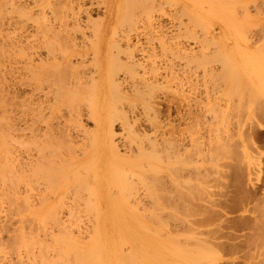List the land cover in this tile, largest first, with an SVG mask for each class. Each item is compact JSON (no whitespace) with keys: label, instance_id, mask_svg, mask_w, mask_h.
I'll return each mask as SVG.
<instances>
[{"label":"rangeland","instance_id":"rangeland-1","mask_svg":"<svg viewBox=\"0 0 264 264\" xmlns=\"http://www.w3.org/2000/svg\"><path fill=\"white\" fill-rule=\"evenodd\" d=\"M143 1L135 0L131 3L132 6L130 8V10L133 8L130 12L132 14L135 12L136 14L134 13L133 15L138 18L137 34L132 35L134 45L133 58L136 60V65L134 64V66L137 69L136 71H138L136 79L129 78L125 74L126 72L121 70L119 71L121 97L118 96L120 95L119 92L118 94L116 91L113 92L106 88L101 97L99 95L100 99H98L97 95H93L95 93L93 90L88 92L89 89H85L78 98L71 96L62 97L57 105L58 107L56 106V109L52 110V112L47 108L48 105L52 104V101L50 103L49 97H46L50 86L52 87L54 84L56 90L53 87L50 90H52L51 92H56L58 95L63 94L62 92H65L66 88L55 79L52 85L47 86L44 83L41 89H35L37 87H35L32 81L30 72L26 71L29 68L26 67L24 59L28 56L16 54L19 46L15 45L14 41H16L15 36L18 35L19 31L14 30L13 26H8L7 24L1 26L0 46L2 45L1 48L3 50L0 48V53L2 52L0 54V264H11V262L12 264H48V262L50 264H79L80 262L77 263L78 260L75 259L76 256H78L77 258L80 257V259L81 257L83 259L90 257L88 261L81 260L83 261L81 264H91L96 262L94 260H97V255L93 254L92 250L98 244L97 248L100 249L99 251L97 249L95 251H97L96 253H100L98 255L104 258L106 264H124L123 262L126 261V264L128 262L132 264L134 261L137 263L133 264H194L192 262L195 258L198 260L199 257L197 256H201V259H199L203 262H200L201 264H264V0H154L153 4L156 7L154 10L152 9V13L149 16H146L148 15L146 9L143 11L146 0ZM69 2L74 8L73 11H76L78 9V0H69ZM87 5L83 8H86ZM96 8L91 7L90 10H93L92 12L90 11L91 17L101 18L103 16L102 8ZM185 9L196 14L201 23L197 25V22L195 23L191 18L189 19L190 14H186ZM37 10L38 12L40 11L36 7L32 9L35 13H37ZM67 11L71 10L67 9ZM3 13H0L1 16H3ZM11 15L15 16L12 13ZM83 16L82 19L85 18V15ZM29 27L28 29L30 30ZM201 28L203 31H201ZM31 29L33 30V27ZM32 30L30 32H33ZM124 30H120V33L124 32ZM187 30L188 32H186ZM26 33L24 32L23 34ZM86 33L89 34L88 29H86ZM4 34L8 37L5 38ZM80 34V32L77 33L78 36ZM161 38L162 40H160ZM125 40L123 38L121 41L124 46L127 41ZM25 41L21 43L27 46L26 44L28 43H25ZM13 50L16 51L14 52ZM6 51L7 53H5ZM141 53L143 54L141 55ZM225 53L228 54V57H224L226 56ZM150 55L153 56L151 57ZM42 56L44 55L42 54ZM124 57L122 56L123 59ZM190 57L191 59H189ZM134 59L133 61L135 62ZM33 61L34 65L40 63L38 57H35ZM199 62L200 65H198ZM223 63L225 64L223 65ZM230 63L232 66H230ZM67 71L70 72V70ZM88 72L87 70L86 73ZM140 77L142 78L141 82ZM143 77L145 78L143 79ZM25 82L26 84H24ZM146 84L151 88L147 87ZM149 88L151 90H148ZM43 89H47L48 91L45 90L46 92L43 94ZM32 90H36L37 92H33ZM51 92L48 95L50 97L53 95ZM141 95L147 98H143ZM148 96H152V98L149 99L150 97ZM12 97L13 100L11 99ZM99 100L102 102L104 108L102 111L107 109L106 114H109L108 117L113 119L112 131L115 134L114 142L118 146V153L122 157H128L133 162L135 161L134 163L136 164L134 167L131 166V168L130 165L119 166L115 164L121 171V167L124 170L126 168L131 169L126 172V174H129H127L129 178L125 179V183L122 180L118 179L117 181L114 180L115 178L113 179V175L116 177L119 172L122 173L120 170L117 171L118 169L113 164L106 166V169H102L99 174H96L90 165L92 172L87 167L89 171L86 173L87 165L85 166V164L88 163V160L90 161L89 158L88 160L86 159L87 162L86 160L82 162L85 167V169L83 168L85 172H83L84 175L82 177L88 175L93 180L90 181L88 176H86L83 180L87 181L88 178L87 184V182L82 180L80 174H77V181L75 183L80 181L81 185L79 184L80 182H78V185L74 183L75 188L72 184H63L65 185L63 186L59 180L51 181L48 178L46 181L50 180L54 185L53 183L49 184L50 181H45L46 183L43 184L41 180L42 178L43 180L45 179V173L42 171L39 172L40 174L38 172L30 174L27 181L18 176L16 178L11 173L14 178L12 177L9 173L11 172L9 171L11 159L13 158L16 162L14 164H17V168L21 167L22 170H25L24 165L27 164L31 156L40 155L41 151H39V154H36L37 151L35 152L40 145L43 146L44 150L46 149L45 152H47L45 154L48 156V159L50 156V159L46 161L56 159L59 150L67 154L66 146L69 145V142L66 140L67 138L71 140L72 143L70 142V144L74 148H77L75 153L90 146L89 140L86 139L88 136L84 134V130L94 128L93 119H91L88 113H90V108L95 107V111L97 110L96 102ZM150 100H152V103H150ZM26 105L31 107V111L26 109ZM39 105H44L42 111ZM112 105L115 109L111 108L109 110L110 107H113ZM23 106L26 107V110ZM118 109L120 114L114 116L116 113L114 110ZM28 111L31 114H28ZM37 111L42 112L43 118L47 114L48 116H45L47 120L45 118L37 119L38 115L34 117L33 113L37 114ZM121 114H124L128 118V126L131 127L133 124L131 128L129 127L130 130L127 129V121H124ZM31 115L36 119V123L31 122L34 120ZM74 118L77 120L75 121ZM20 119L23 120L20 121ZM26 121H28V124L25 123ZM46 122H51L55 124V127L60 128H58L56 135L58 136L56 138L58 142L55 141L56 143L61 142L62 147L59 144L58 146L62 149L55 146V142H51V137L48 136L49 140L46 138V135V137L44 136L43 132L46 129ZM29 123H32L31 126ZM10 124H14L15 128L13 127L9 133L6 128ZM27 125L30 128L26 127ZM25 128H27L28 132ZM39 128H41L39 130L41 132L38 133L36 129ZM30 129L31 131L35 129L34 132L37 137L41 135L38 138H32ZM4 130L6 133H4ZM132 130H134V134L137 136L132 134ZM61 132L67 136L62 135V138H59L60 134H62ZM148 137L150 141L147 140ZM150 138H153L154 140L152 139V141L155 142L153 143ZM82 139L85 143L82 142ZM140 140L141 142H139ZM146 140L150 145H153V147L151 146L153 149L148 145L149 143ZM49 142H51V145L53 144L52 147H50ZM193 142H196L195 145H193ZM32 144L35 145L33 146ZM174 146H176V151L173 149ZM6 148L9 154H12L10 160L6 157L8 153ZM33 148L36 149L34 150ZM54 148L58 149L54 150ZM79 149L80 151H78ZM136 150H139V155ZM153 150L154 152L152 153ZM172 150L174 151L172 152ZM180 150L182 151L180 152ZM166 151L171 153L169 154ZM177 151L180 153L179 157L181 160L175 159V155L172 154L177 153ZM52 152L54 156L51 155ZM70 152L73 153L69 150V155L73 156L74 153L70 154ZM214 153L215 155H212ZM176 155L178 156V153ZM51 157L53 160H51ZM5 159H7L8 163ZM90 162L93 163L92 161ZM127 163H131V161ZM131 164L133 165V163ZM169 166L176 167L175 171L178 167L183 170L175 172ZM111 168L113 169L111 170ZM82 171H80L81 174ZM42 173L43 177H40L41 180L39 181L38 176H41ZM135 173L142 175L143 178ZM157 175L160 176L158 177ZM144 176L146 177L144 178ZM13 181L16 183L14 182L13 184ZM115 181L116 183H114ZM177 181L180 182L181 186L179 183H176ZM109 183H111V186H109ZM25 185L27 186L26 188H31V192L28 194H24ZM154 185L156 186L154 187ZM92 187L95 191L94 195ZM131 187L133 188L131 189ZM125 188H129L130 193H126L128 190H123ZM16 189L17 191H15ZM66 190L68 191L66 192ZM18 191L19 193L17 194ZM25 195L28 200L25 198ZM132 195H135V197ZM61 198L64 199L61 200ZM136 198L138 199V203L135 201L137 200ZM18 199L22 200L20 201L22 202L21 205L26 206L25 212L20 211L25 210L23 205L22 208L24 209L19 206L20 203L16 204L17 201L19 202ZM42 203L43 206L41 205ZM44 203L45 205L48 204L47 207H44ZM32 205L34 207H30ZM69 210L72 215L69 214L68 216ZM41 215L42 217H39ZM134 215L135 217H133ZM30 216H33V218ZM34 216L36 217L34 218ZM50 218L52 221L54 220L52 223ZM58 218L62 221L61 223H59L60 220ZM76 218L78 219L77 222L75 221ZM57 219L59 222L56 221ZM95 219L97 223H95ZM64 222L70 226L63 224ZM41 226L42 228L44 227V231ZM18 227L23 232H20V238H24L23 242H26L25 238L27 237V242H24L26 247L23 245V242L19 244L17 240V246L14 244L15 237L20 231L17 230ZM69 227L71 229L69 230L72 231L71 233L68 230ZM92 227H97V231ZM129 227L134 229L131 230ZM92 229L95 230V233H91ZM65 230L67 231L66 234L69 232L68 237L74 233L73 235H76V238L73 236L75 241H72L71 235L69 237L71 240L69 241V238L65 237V234L59 235L62 240L66 239V243L62 245L67 249L70 247L71 249L69 250L74 252L75 254H73L76 256L70 255V252L64 250L66 249L64 247V249L57 247L58 243H63L64 240L62 241L59 238L61 242L57 238L55 241H51L53 239H50L55 233L61 234L60 232H65ZM191 230L193 231L190 232ZM123 231L125 232L124 234L122 233ZM88 232L91 234H88ZM97 232L99 233V238H96ZM128 232L132 236L126 234ZM21 234H26V236H22ZM42 235H45V237H42ZM91 235L92 237H90ZM37 236L41 239H38ZM42 238L46 242L43 243ZM81 238H86L87 241L85 239L80 240ZM91 238H94L95 241L99 239L98 243L94 242V240L92 242ZM32 239L35 240L33 241ZM67 239L70 243H74V247L70 246L73 243H67ZM89 241L95 243L93 244V246L95 245L94 248L91 250L93 253L88 250L93 247L88 246L92 245V243H88ZM39 242L41 243V247H39L40 245L36 246ZM56 242L57 245H54ZM79 242L82 244L87 243V245H82L83 247H88L87 250L82 246L80 247L81 243L78 244ZM28 244H30L31 249L27 247L29 246ZM75 245H77V248ZM38 247L44 248V250L38 249ZM14 248L16 249V253L14 252ZM79 248L85 251H81ZM116 248L117 252L121 255H118ZM26 249H30L33 254L30 253V250ZM62 249L64 252H68L70 258H65L67 253L62 252ZM57 250L60 255L56 254ZM37 251L40 254H37ZM2 252H5V254H2ZM41 252L46 253L42 254ZM62 253H64L63 255L66 254L64 256L65 259L63 256L60 257ZM88 254L89 257L86 256ZM71 256L74 257L75 262L73 258V261L71 260ZM27 257L29 258L27 259L28 261L25 259ZM40 257L43 259H40ZM121 257H125L126 261L123 258L121 260ZM18 258L21 260L19 262L15 261ZM184 259H188L191 263ZM90 261L92 262L89 263ZM194 262H196L195 264H199L197 261Z\"/></svg>","mask_w":264,"mask_h":264},{"label":"bare ground","instance_id":"bare-ground-1","mask_svg":"<svg viewBox=\"0 0 264 264\" xmlns=\"http://www.w3.org/2000/svg\"><path fill=\"white\" fill-rule=\"evenodd\" d=\"M135 0H78V9L76 10V11H73V6L70 4V2H69V0H0V13H2V12H4L2 15L3 16H1V14H0V34H1V30H2V28H1V26H3L4 24H7L8 26H13L14 27V30H18L19 31V33H18V35H16L15 36V40L16 41H14L15 42V45H17V46H19L18 48V50H17V52H16V54H19V55H21V56H26L27 58L26 59H24V61H25V65H26V67H28L27 69L29 70H26L27 72H30V75H31V78H32V81L34 82V85H35V87H37V88H35V89H41L42 88V86H43V84L44 83H46V85L47 86H50V85H52L53 83H54V81H55V79L57 80V82L59 83V84H61L62 86H64V88H66V91L65 92H62L63 94H60V95H58V94H56V92H51L52 90H50L52 87H53V89H55L54 88V84H53V86L51 87L50 86V89H49V91L47 90V89H43L44 91H42L43 92V94H45V92L46 91H48V93H46V97H49V101H50V103H51V101H52V104L51 105H48V109H50V112H52V110H55L56 109V106L59 104V101H60V99L62 98V97H77L78 98V96L79 95H81V92L83 91V90H85V89H89L88 90V92L90 91V90H93L95 93H93V95L95 94V95H97V97H98V99H100V97H101V94L102 93H104V90L107 88V89H110L111 91H113V92H119L120 93V95H118V96H122L121 95V90L119 89V87H120V78H119V71H125L126 73L125 74H127L128 76H129V78H131V79H136V76L138 75V71H136L137 69H135V66H134V64L136 65V60L133 58L134 57V52H133V49H134V45H133V37H132V35H136L137 34V30H138V26H137V19L138 18H136V16L135 15H133L130 11L133 9H131L130 10V8H131V3L132 2H134ZM140 1V0H139ZM143 0H141V2H142ZM153 1L154 0H146V3H145V6H146V8H144L145 6H143V11L146 9V13L148 14V15H146V13H144L146 16H149L151 13H152V9L154 10L155 9V5L153 4ZM144 2V1H143ZM137 3V2H136ZM86 4H88L87 5V7L86 8H83L84 6H86ZM39 8V12H38V10H37V13H35V11H32V9H34V8ZM91 7H93V8H102V11H103V16L101 17V18H92L91 17V14H90V9H91ZM135 7V6H134ZM96 8V9H97ZM67 9L68 10H71V11H67ZM49 10V11H48ZM186 11V14H190V17L188 16V15H186L187 17H189V19L191 18L195 23L197 22V25H199L198 23H201V21H200V19H199V17L196 15V14H194V13H191L188 9H185ZM2 11V12H1ZM6 11H7V13H6ZM93 11V10H92ZM91 11V12H92ZM134 11V10H133ZM132 11V12H133ZM9 12H11L13 15L15 14V16H12L11 15V13H10V15H9ZM67 12H71V13H67ZM142 13V14H143ZM132 16H134V17H132ZM136 14V13H135ZM83 15H85V18L84 19H82V16ZM84 17V16H83ZM146 18V17H145ZM148 19V18H147ZM155 19V18H154ZM146 20V19H145ZM147 21V20H146ZM193 22V23H194ZM70 24H72V25H70ZM181 26H182V24H180ZM29 26H31V27H33V30L31 29V27H29ZM28 27L30 28V30H32L33 32H30V30L28 29ZM29 30V32H27L28 30ZM86 29H88L89 30V34H87L86 33ZM123 29H125L124 30V32H121L120 33V30H123ZM7 31V30H6ZM8 31H10V30H8ZM185 31V30H184ZM201 31H203L202 30V28H201ZM17 32V31H16ZM26 33V34H23V33ZM78 32H80L81 34L78 36L77 35V33ZM186 32H188V30L186 31ZM190 32V31H189ZM6 33V32H5ZM33 33V34H32ZM202 33V32H201ZM185 34V33H184ZM190 34V33H189ZM5 35V34H4ZM11 35V34H10ZM24 36V38H23V36ZM192 36V35H191ZM195 36V35H194ZM6 37H8V36H6L5 35V38ZM193 37V36H192ZM3 38V37H2ZM1 38V39H2ZM11 38V37H10ZM24 40H23V39ZM124 38V40L126 41H124L125 42V46H124V44H122L121 43V41H122V39ZM197 38V37H196ZM4 39V38H3ZM2 39V40H3ZM192 39V38H191ZM27 42H26V41ZM160 40H162V38L160 39ZM202 40H203V38H202ZM25 41V43H28V44H26L27 46H24L21 42H24ZM204 41H206V40H204ZM123 42V43H124ZM213 42V41H212ZM17 43V44H16ZM19 43V44H18ZM198 43V42H197ZM205 43H207V42H205ZM205 43H203V44H205ZM214 44H216V43H214ZM5 45V44H4ZM159 45V44H158ZM163 45V44H162ZM217 45V44H216ZM2 46V45H1ZM1 46H0V48H1ZM7 46V45H6ZM5 46V47H6ZM214 46V45H213ZM205 47V46H204ZM8 48V47H7ZM6 48V49H7ZM180 48V47H179ZM2 49V48H1ZM188 49V48H187ZM3 50V49H2ZM8 50V49H7ZM162 50V49H161ZM14 51V50H13ZM13 51H9V52H13ZM16 51V50H15ZM14 51V52H15ZM224 52V51H223ZM222 52V53H223ZM226 52V51H225ZM2 53V52H1ZM0 53V54H1ZM3 53H4V51H3ZM5 53H7V51L5 52ZM181 53V52H180ZM11 54V53H10ZM15 54V55H16ZM42 54L44 55V56H42ZM143 53H141V55H142ZM184 54V53H183ZM8 55V54H7ZM182 55V54H181ZM225 55L226 56H224V57H228V54L227 53H225ZM6 56V55H5ZM13 56V55H12ZM122 56H125L124 57V59L122 58ZM151 56V55H150ZM153 56V55H152ZM151 56V57H152ZM184 56V55H183ZM35 57H38V61L40 62L39 64H36V65H34L33 64V59L35 58ZM11 58V57H10ZM2 59H4V58H2ZM19 59V58H18ZM37 59V58H36ZM133 59L135 60V62L133 61ZM151 59V58H150ZM189 59H191V57L189 58ZM228 59V58H227ZM6 60H7V57H6ZM5 60V61H6ZM23 60V59H22ZM130 60H132V61H130ZM148 60V59H147ZM23 61V62H24ZM37 61V60H36ZM138 61V60H137ZM133 62V63H132ZM198 62V61H197ZM87 63V64H86ZM139 63V62H138ZM152 63V62H151ZM206 63V62H205ZM152 64H154V63H152ZM225 63H223V65H224ZM19 65V64H18ZM28 65V66H27ZM137 65H139V64H137ZM198 65H200V62H199V64ZM23 66V65H22ZM141 66V65H140ZM143 66V65H142ZM230 66H232L231 65V63H230ZM24 67V66H23ZM81 67V69H79ZM139 67V66H138ZM154 67V66H153ZM136 68H137V66H136ZM143 68V67H142ZM150 68V67H149ZM15 70V69H14ZM17 70V69H16ZM67 70H70V72H68ZM89 71L88 73H86V71ZM152 70V69H151ZM25 71V70H24ZM153 71V70H152ZM66 72H68V74H66ZM145 72V71H144ZM20 73V72H19ZM149 73H150V71H149ZM153 73V72H152ZM154 74V73H153ZM27 77V76H26ZM21 78V77H20ZM29 78V77H28ZM27 78V79H28ZM145 77H143V79H144ZM141 79V80H140ZM140 82L142 81V78L140 77ZM2 80V79H1ZM124 81V80H123ZM136 81H138V80H136ZM26 82H28V81H26ZM26 82L24 83V84H26ZM139 82V81H138ZM154 82V81H153ZM32 83V82H31ZM149 83V82H148ZM147 83V84H148ZM23 84V83H22ZM146 84V86L147 87H150L149 85H147ZM162 84V83H161ZM45 85V86H46ZM132 85V84H131ZM151 85H152V83H151ZM134 86V85H133ZM137 86V85H136ZM144 86V85H143ZM142 86V87H143ZM47 88V87H46ZM136 88V87H135ZM151 88V87H150ZM148 89V90H151V89ZM153 88V87H152ZM155 88V87H154ZM63 89V88H62ZM100 89V90H99ZM138 89V88H137ZM250 89V88H249ZM46 90V91H45ZM56 90V89H55ZM54 90V91H55ZM124 90V89H123ZM139 90V89H138ZM33 91V90H32ZM36 91V90H35ZM35 91H33V92H35ZM251 91V90H250ZM37 92V91H36ZM49 92H51L53 95L50 97V96H48L49 95ZM140 92V91H139ZM142 92V91H141ZM50 93V94H51ZM59 93H61V92H59ZM100 93V94H99ZM117 93H116V95H117ZM118 93V94H119ZM123 93V92H122ZM110 94H111V92H110ZM114 94V93H113ZM142 94H144V93H142ZM11 95V94H10ZM99 95H100V97H99ZM124 95V94H123ZM145 95V94H144ZM144 95H141L142 97L144 96ZM13 96V95H12ZM15 96V95H14ZM125 96V95H124ZM80 97V96H79ZM146 97V96H145ZM145 97H143V98H145ZM148 97H150L149 99H151L152 98V96H148ZM40 98V97H39ZM147 98V97H146ZM12 100H13V97L11 98ZM26 99V98H25ZM48 99V98H47ZM52 99V100H51ZM148 99V100H149ZM196 99V98H195ZM46 100V99H45ZM66 100V99H65ZM48 101V100H47ZM100 101V100H99ZM96 102V104H97V110L95 111V107L94 108H90L89 110H90V113H88L89 115H90V117H91V119H93L92 121L94 122L93 124H94V128L93 129H88V130H84V134H86L87 136H88V138H86L87 140H89V142H90V146H88L87 148H84L83 150H81L80 151V149L78 150V151H80V152H76L75 153V150L77 149V148H74V146H72L71 144H70V142H71V140L69 139V138H67L66 140L69 142V145H67L66 147H67V154H65L64 152H62V151H60L59 150V153L56 155L57 156V158L56 159H52V157H51V160H53V161H46L48 158V156H46V152H45V150H44V148H43V146L42 145H40V146H38V144H37V146H38V148H37V150H35L34 148V150H35V152L37 151V153L36 154H39L40 152L39 151H41V153H40V155H36V156H31V158L27 161V164H25L24 166H25V170L23 169L22 170V168L20 167H18L17 168V164L15 165L14 163H16L14 160H13V158L11 159V161L9 162V165L11 166H9V171H11V172H9L10 174L12 173L13 175H14V177H16V176H18V177H20V178H23L24 180H28L29 179V177H30V174H35V173H37L38 172V174H40L39 172H43V173H45V175H44V180H43V178H42V180L40 179V177H43V173H42V175L41 176H38L39 177V181L41 180V182H43V184L44 183H46V182H49L50 180L51 181H53V180H59V182H61L62 184L61 185H63V184H65V185H69V184H72V186L75 188V184H77L78 185V182H80V181H78L77 183H75L76 181H77V177H76V175L77 174H80V176L82 177L83 175H84V173L83 172H85V167H84V163H82V162H84V160H88V158L90 159V161H92L93 163H91L89 160H88V163H90L89 164V166H88V163L87 164H85V166H86V169H87V167H89L90 168V171L92 170L91 169V166L93 167V170H95V173L96 174H99V172H101V170L102 169H104L106 166H111L112 164L114 165V167H116L115 166V164H118L119 166H124V165H126V166H128V165H130V168H131V166L132 167H134L136 164L133 162V160H130L128 157H122V156H120V154L118 153V146H117V144L114 142V136H115V134L113 133V131H112V129H113V119L112 118H109L108 117V115L109 114H106V110H104V111H102L104 108H103V105H102V102L100 103V102ZM151 102L150 103H152V100H150ZM196 101V100H195ZM246 102V101H245ZM20 103V102H19ZM25 103V102H24ZM26 103H27V101H26ZM41 103V102H40ZM39 103V104H40ZM42 103H45V102H42ZM148 103H149V101H148ZM195 103H197V102H195ZM66 104V103H65ZM241 104V103H240ZM53 105V106H52ZM213 105V104H212ZM216 105V104H215ZM17 106H19V105H17ZM22 106V105H21ZM27 106V105H26ZM39 106H41L40 107V110L42 111L43 110V106L42 105H39ZM113 106V105H112ZM152 106V105H151ZM20 107V106H19ZM18 107V108H19ZM24 107V106H23ZM58 107V106H57ZM117 107V106H116ZM214 107V106H213ZM26 107H24V109H25ZM30 106L28 107L27 106V108L26 109H29L30 110ZM46 108V109H47ZM111 108H114V106L113 107H110V109L109 110H111ZM211 108V107H210ZM216 108H217V106H216ZM16 109V108H15ZM21 109V108H20ZM25 109V110H26ZM45 109V110H46ZM115 109V108H114ZM117 109V108H116ZM113 110V109H112ZM31 111V110H30ZM41 111H37V114H35V113H33V115H34V117L35 116H37L38 115V117H37V119H39V118H43V116H42V112ZM117 111H119V109L118 110H114V112H116L115 114H114V116L117 114H120V111L117 113ZM145 111H146V109H145ZM29 112V111H28ZM49 112V111H48ZM73 112V111H72ZM147 112V111H146ZM214 113V112H213ZM215 113H217V112H215ZM227 113V112H226ZM25 114V113H24ZM28 114H31L30 112L28 113ZM28 114H26V115H28ZM74 114H75V112H74ZM146 114H148V113H146ZM156 114V113H155ZM18 115V114H17ZM76 115V114H75ZM89 115H88V117H89ZM122 116V118L124 119V121H127V126L129 125L128 124V118L124 115V114H121ZM3 116V115H2ZM28 116H30V115H28ZM32 116V115H31ZM45 116H48L47 114L45 115ZM45 116H44V118H45ZM72 116H74V115H72ZM120 116V115H119ZM33 117V116H32ZM33 117V119L35 120H33V121H31V122H35L36 123V119ZM78 117V116H77ZM76 117V118H77ZM111 117H112V115H111ZM152 117H154V115H152ZM18 118H21V117H18ZM22 118H23V115H22ZM43 118V119H44ZM71 118V117H70ZM76 118H74V120L76 121L77 119ZM79 118V117H78ZM114 118V117H113ZM225 118H226V116H225ZM4 119V118H3ZM5 119H7V118H5ZM24 119V118H23ZM23 119H20V121H22ZM29 119V118H28ZM46 119V118H45ZM2 120V119H1ZM41 120V119H40ZM39 120V121H40ZM47 120V119H46ZM45 120V121H46ZM156 120V119H155ZM154 120V121H155ZM19 121V122H20ZM44 121V122H45ZM52 121V120H51ZM28 121H26L25 123L26 124H28L27 123ZM30 122V121H29ZM41 122V121H40ZM157 122V121H156ZM3 123V122H2ZM38 123V122H37ZM78 123V122H77ZM130 123V122H129ZM1 124V123H0ZM4 124H6V123H4ZM30 124V123H29ZM32 124V123H31ZM31 124H30V126H31ZM44 125H45V123H43ZM42 124V125H43ZM124 124H126V122H124ZM132 124V123H131ZM135 124V123H134ZM56 125H58V124H56ZM80 125V124H79ZM78 125V126H79ZM123 125V124H122ZM133 125V124H132ZM132 125H131V127H132ZM24 126V125H23ZM30 126H26V127H29L30 128ZM33 126V125H32ZM126 126V125H125ZM124 126V127H125ZM127 126H126V128H127ZM13 127H14V124H10V125H8V127L6 128L7 129V131L10 133L11 131H12V129H13ZM61 127V126H60ZM130 126H128V130H130V128H129ZM157 127V126H156ZM15 128V127H14ZM58 128L59 127H55V124H53V123H51V122H49V123H47L46 122V129H45V131L43 132L44 133V136L46 137V138H48L49 140H50V138L49 137H51V142L52 143H54V145L55 146H57V147H59V148H61L62 146H61V142H59V143H56V141L58 142V139H56L58 136H56L57 135V133H58ZM81 128V127H80ZM41 128H39V129H36V130H38V133L39 132H41V131H39ZM56 129V130H55ZM60 129V128H59ZM62 129V128H61ZM155 129V128H154ZM22 130H24L23 128H22ZM25 130H27V128H25ZM65 130V129H64ZM64 130H63V132H64ZM82 130V129H81ZM5 131V130H4ZM32 131H33V129H32ZM31 131V129H30V132H31V136H32V138L34 137V139L37 137L36 135H35V129H34V134H32L33 132ZM56 131V132H55ZM67 131V130H66ZM79 131V130H78ZM157 131V130H156ZM26 132V131H25ZM27 132H28V130H27ZM63 132H61L62 134H60V136H59V138L61 137L62 138V135L63 136H67V135H64L63 134ZM76 132V131H75ZM131 132H133L132 134L133 135H135V136H137L136 134H134L135 132H134V130H132ZM229 132V131H228ZM1 133H2V135H3V132L1 131ZM4 133H6V131L4 132ZM43 133H42V136H43ZM48 133V134H47ZM59 133H60V131H59ZM81 133V132H80ZM83 133V132H82ZM7 135V134H6ZM5 135V136H6ZM39 135V134H38ZM41 135V134H40ZM39 135V136H40ZM83 135V134H82ZM229 135H231V134H229ZM8 136V135H7ZM38 136V137H39ZM49 136V137H48ZM30 137V136H29ZM37 137V138H38ZM144 137V136H143ZM155 137V136H154ZM9 138V137H8ZM26 138V137H25ZM31 138V137H30ZM46 138H45V140H46ZM146 138V137H145ZM27 139V138H26ZM47 139V140H48ZM151 139V138H150ZM153 139V138H152ZM152 139H151V141H152ZM225 139V138H224ZM17 140V139H16ZM31 140V139H30ZM43 140H44V138H43ZM48 140V141H49ZM56 140V141H55ZM124 140V139H123ZM139 140V139H138ZM147 140H149V137L147 138ZM146 140V141H147ZM154 140V139H153ZM156 140V139H155ZM164 140V139H163ZM162 140V141H163ZM197 140V139H196ZM226 140V139H225ZM47 141V142H48ZM60 141V140H59ZM128 141V140H127ZM150 141V140H149ZM170 141V140H169ZM168 141V142H169ZM173 141V140H172ZM195 141V140H194ZM198 141V140H197ZM196 141V142H197ZM9 142V141H8ZM20 142V141H19ZM23 142V141H22ZM51 142H49V144L51 145ZM82 142H83V139H82ZM139 142H141V140L139 141ZM148 142V141H147ZM153 142V141H152ZM155 142V141H154ZM153 142V143H154ZM196 142H193L194 144L193 145H195V143ZM4 143H5V140H4ZM32 143V142H31ZM30 143V144H31ZM72 143V142H71ZM83 143H85V142H83ZM149 143V142H148ZM157 143V142H156ZM166 143H167V140H166ZM171 143V142H170ZM175 143V142H174ZM1 144V143H0ZM7 144V143H6ZM5 144V146H7ZM10 144V143H9ZM41 144V143H40ZM57 144V145H56ZM58 144L61 146H58ZM87 144H88V142H87ZM160 144V143H159ZM168 144V143H167ZM166 144V145H167ZM25 145H29V144H25ZM33 145V144H32ZM35 145V144H34ZM33 145V146H34ZM53 145V144H52ZM52 145L50 146V147H52ZM83 145H85V144H83ZM140 145H142L141 143H140ZM148 145H150V143L148 144ZM161 145V144H160ZM159 145V146H160ZM171 145V144H170ZM197 145V144H196ZM201 145V144H200ZM223 145V144H222ZM79 146V145H78ZM87 146V145H86ZM128 146H130V145H128ZM153 147V145H150V147ZM154 146H155V144H154ZM158 146V145H157ZM164 146V145H163ZM181 146V145H180ZM192 146V145H191ZM218 146H221V145H218ZM8 147H9V145H8ZM7 147V148H8ZM145 147V146H144ZM149 147V146H148ZM151 147V148H152ZM175 147L176 146H174V148L173 149H175ZM177 147H178V144H177ZM184 147V146H183ZM192 147H194V146H192ZM196 148H197V146H195ZM6 148V149H7ZM9 148H11V147H9ZM141 148V147H140ZM150 148V149H151ZM160 148V147H159ZM166 148V147H165ZM195 148V149H196ZM198 148H200V147H198ZM56 148H54V150H55ZM58 149V148H57ZM56 149V150H57ZM62 149V148H61ZM146 149V148H145ZM148 149V148H147ZM153 149V148H152ZM151 149V150H152ZM169 149V148H168ZM184 149H185V147H184ZM218 149H220L219 147H218ZM50 150V149H49ZM69 150L70 151H72L73 153H71L70 152V154H73V156H70L69 155ZM155 150V149H154ZM154 150L152 151V153L154 152ZM157 150V149H156ZM166 150V149H165ZM25 151V150H24ZM53 151V150H52ZM134 151V150H133ZM137 151V150H136ZM139 151V150H138ZM137 151V153H138V155H139V152ZM174 150H172V152H173ZM175 151H176V149H175ZM182 150H180V152H181ZM185 151V150H184ZM183 151V152H184ZM196 151H197V149H196ZM215 151V150H214ZM219 151V150H218ZM7 152H8V149H7ZM12 152V151H11ZM30 152V151H29ZM34 152V153H35ZM50 152V151H49ZM49 152H48V155H49ZM54 152V151H53ZM53 152H52V154L51 155H53L54 156V154H53ZM160 152V151H159ZM166 152H168V151H166ZM203 152V151H202ZM210 152V151H209ZM16 153V152H15ZM134 153V152H133ZM136 153V152H135ZM169 153V152H168ZM171 153V152H170ZM169 153V154H170ZM176 153V152H175ZM175 153H172V154H174L176 157H178V158H176L175 156H174V158L175 159H180L181 160V158L179 157V152L177 151V153H178V156L175 154ZM141 154V153H140ZM151 154V153H150ZM168 154V155H169ZM199 154H200V150H199ZM217 154H218V152H217ZM216 154V155H217ZM6 155V154H5ZM12 154H9V152L7 153V159H9L10 160V156H11ZM34 155V154H33ZM148 155V154H147ZM212 155H215V153L214 154H212ZM30 156V155H29ZM80 156V158H78ZM151 156V155H150ZM149 156V157H150ZM165 156H167V155H165ZM134 157V156H133ZM143 157V156H142ZM152 158H153V156H151ZM168 157V156H167ZM29 158V157H28ZM54 158V157H53ZM7 159H5V161L7 160ZM49 159H50V156H49ZM48 159V160H49ZM101 159V160H100ZM154 159V158H153ZM213 159H214V157H213ZM8 160V161H9ZM16 160V159H15ZM87 160H86V162H87ZM157 160V159H156ZM131 161V163H133V165L131 164V163H127V162H130ZM7 162V161H6ZM85 162V163H86ZM8 163V162H7ZM215 163V162H214ZM93 164V165H92ZM111 164V165H110ZM91 165V166H90ZM140 165V164H139ZM139 165H137V166H139ZM143 165V164H142ZM164 165V164H163ZM8 166H7V168H8ZM26 166H28L27 168H26ZM118 166V167H119ZM140 167V166H139ZM172 170L174 169V171H175V169H176V167L174 168V166L172 167V166H169ZM84 168V169H83ZM89 168L86 170V173H87V171H89ZM117 168V167H116ZM168 168V167H167ZM170 168H168L169 170H171ZM6 169V168H5ZM11 169V170H10ZM106 169V168H105ZM113 168H111V170H112ZM118 169V168H117ZM121 169H122V171L120 170V168L117 170V171H121L122 173H118L117 175H116V177L113 175V179L114 180H117L118 181V179L119 180H122L123 181V183H125V179H127V178H129L128 176H127V174H126V172L129 170V169H125L124 170V168H122L121 167ZM83 170V171H82ZM131 170V169H130ZM129 170V171H130ZM177 170H181V168H179L178 167V169ZM176 170V171H177ZM183 170V169H182ZM181 170V171H182ZM7 171V170H6ZM80 171H82V174H81V172ZM155 171V170H154ZM154 171H153V173H154ZM173 171V172H174ZM175 171V172H176ZM92 172V171H91ZM91 172H88V173H91ZM147 172V171H146ZM172 172V173H173ZM178 172H180V171H178ZM214 172H215V170H214ZM9 173H8V176H9ZM85 173V174H86ZM112 173V172H111ZM152 173V174H153ZM182 173V172H181ZM11 174V175H12ZM37 174V175H38ZM93 174V173H92ZM91 174V175H92ZM108 175H109V173H107ZM106 174V176H108ZM135 174H137V173H135ZM143 174V173H142ZM146 174H149V173H146ZM178 174V173H177ZM6 175H7V173H6ZM10 175V176H11ZM13 175H12V177H13ZM37 175H35V177H37ZM90 175V174H89ZM112 175V174H111ZM129 175V174H128ZM137 175H139V174H137ZM145 175V174H144ZM175 175V174H174ZM204 175H205V173H204ZM34 176V175H33ZM86 176H88V175H85L84 177H82V180H83V178L85 179V177ZM99 176V175H98ZM133 176V175H132ZM142 177V175H139V177ZM148 176V175H147ZM158 176V175H157ZM160 176V175H159ZM158 176V177H159ZM202 176V175H201ZM13 177V178H14ZM18 177H16V178H18ZM92 178H93V176H91ZM146 176H144V178H145ZM149 177H150V175H149ZM180 177L182 178V176H181V174H180ZM8 179H9V177H7ZM34 178V177H33ZM47 178L48 179H50L49 181H46L47 180ZM88 178L90 179V177L88 176ZM88 178H87V181H88ZM117 178V179H116ZM124 178V179H123ZM143 178V177H142ZM166 178V177H165ZM177 178H178V176H177ZM186 178V177H185ZM62 179V181H60ZM149 179V178H148ZM6 180V179H5ZM9 180H11V179H9ZM19 180V179H18ZM91 180H93V179H90V181ZM200 180V179H199ZM20 181H22L21 179H20ZM46 181V182H45ZM49 182V184L50 183H53V182ZM83 181H85V180H83ZM82 181V182H83ZM87 181H85V182H87ZM134 181V180H133ZM143 181H144V179H143ZM146 181V180H145ZM144 181V182H145ZM150 181V180H149ZM11 182V181H10ZM14 182L15 181H13V184H14ZM36 182V181H35ZM58 182V183H59ZM5 183V182H4ZM16 183V182H15ZM27 183V182H26ZM39 183V182H38ZM75 183V184H74ZM108 183V182H107ZM114 183H116V181L114 182ZM128 183H129V181H128ZM145 183H147V182H145ZM176 183H179V185H180V182H176ZM206 183V182H205ZM8 184H10V183H8ZM80 185H81V182L79 183ZM87 184H88V182H87ZM110 185L109 186H111V183H109ZM148 184V183H147ZM151 184V183H150ZM35 185H37L38 186V184H36L35 183ZM40 185V184H39ZM53 185H54V183H53ZM57 185V184H56ZM65 185H63V186H65ZM77 185H76V187H77ZM79 185V186H80ZM177 185V184H176ZM7 186V185H6ZM13 186H15V185H13ZM41 186V185H40ZM47 186V188H48V184L46 185ZM51 186H52V184H51ZM50 186V187H51ZM60 186V185H59ZM71 186V185H70ZM85 186V185H84ZM117 186H118V184H117ZM134 186V185H133ZM156 185H154V187H155ZM181 186V185H180ZM5 187V186H4ZM8 187V186H7ZM27 186L25 185V192H24V194L25 193H29V192H31V188H26ZM68 187V186H67ZM72 187V188H73ZM81 188H82V186H80ZM87 187H89V186H87ZM71 188V187H70ZM85 188V187H84ZM93 188V187H92ZM123 188H124V186H123ZM133 187H131V189H132ZM158 188V187H157ZM6 189V188H5ZM44 189H46V188H44ZM69 189V188H68ZM87 189V188H86ZM129 188H125V189H123V190H128ZM166 189V188H165ZM72 190V189H71ZM74 190V189H73ZM180 190V189H179ZM15 191H17V189L15 190ZM40 191V190H39ZM68 190H66V192H67ZM78 191H79V188H78ZM129 191V190H128ZM126 192V193H130V191L129 192ZM131 191H133V190H131ZM149 191V190H148ZM158 191V190H157ZM172 191V190H171ZM55 192V191H54ZM75 192V191H74ZM93 195H94V188H93ZM147 192V191H146ZM167 192V191H166ZM19 193V191L17 192V194ZM77 193V192H76ZM75 193V194H76ZM83 193V192H82ZM85 193V192H84ZM125 193V194H126ZM134 193V192H133ZM157 193V192H156ZM41 194V193H40ZM48 194H50V193H48ZM80 194V193H79ZM88 194V193H87ZM92 194V193H91ZM132 194V193H131ZM136 194L138 195V193L136 192ZM161 194V193H160ZM9 195V194H8ZM11 195V194H10ZM47 195V194H46ZM50 195H52V194H50ZM71 195V194H70ZM78 195V194H77ZM82 196H83V194H81ZM86 195V194H85ZM89 195V194H88ZM156 195H159V194H156ZM166 195H167V193H166ZM73 196H75V195H73ZM129 196L131 197V195L129 194ZM133 196V195H132ZM147 196H149V195H147ZM206 196V195H205ZM13 197V196H12ZM18 197V196H17ZM49 197V196H48ZM80 197V196H79ZM78 197V198H79ZM86 197H87V195H86ZM130 197H129V200H130ZM133 197H135V195L133 196ZM132 197V198H133ZM25 198H26V195H25ZM44 198V197H43ZM50 198V197H49ZM65 198V197H64ZM63 198V199H64ZM84 198V197H83ZM82 198V199H83ZM131 198V199H132ZM154 198V197H153ZM23 199V198H22ZM27 199V198H26ZM40 199H42V198H40ZM62 198H61V200H63ZM137 199V198H136ZM151 199V198H150ZM19 200V202L17 201V205H18V203H20L19 204V206L22 208L23 206L21 205V203L22 202H20V201H22L21 199H18ZM28 200V199H27ZM26 200V201H27ZM33 200V199H32ZM31 200V201H32ZM37 200V199H36ZM85 200V199H84ZM134 200V199H133ZM155 200H157L156 198H155ZM154 200V201H155ZM24 201V200H23ZM42 201H44V200H42ZM41 201V202H42ZM137 203H138V199L137 200H135ZM162 201V200H161ZM45 202H46V200H45ZM81 202V201H80ZM83 202V201H82ZM140 202V201H139ZM26 203H28V202H26ZM25 203V204H26ZM32 203V202H31ZM30 203V204H31ZM72 203V202H71ZM158 203V202H157ZM167 203V202H166ZM33 204V203H32ZM59 204V203H58ZM83 204V203H82ZM85 204V203H84ZM93 204H95V203H93ZM140 205H141V202L139 203ZM154 204V203H153ZM10 205V204H9ZM28 205V204H27ZM42 206H43V203L41 204ZM48 205V204H47ZM47 205H45V203H44V207H47ZM60 205H61V202H60ZM62 205H63V203H62ZM78 205V204H77ZM76 205V207H78ZM80 205V204H79ZM136 205H138V204H136ZM160 205V204H159ZM261 205V204H260ZM29 206V205H28ZM36 206V205H35ZM72 206V205H71ZM74 206V205H73ZM86 206V205H85ZM168 206V205H167ZM26 206H24V208H25ZM30 207H34L33 205L32 206H30ZM96 207V206H95ZM135 208H136V206H134ZM158 207V209H160L159 208V206H157ZM156 207V208H157ZM260 207V206H259ZM262 207V206H261ZM20 208V209H21ZM24 208H22V209H24ZM129 208V207H128ZM131 208V207H130ZM155 208V209H156ZM9 209V208H8ZM26 209L27 208H25V210H20V211H22V212H25L26 211ZM29 209V208H28ZM59 209V208H58ZM69 209V208H68ZM145 209V208H144ZM10 210V209H9ZM18 210H19V208H18ZM30 210V209H29ZM29 210H28V212H29ZM72 210V209H71ZM96 210V209H95ZM54 211H56V210H54ZM66 211H68V210H66ZM70 211V210H69ZM156 211H157V209H156ZM14 212H16V211H14ZM59 212V211H58ZM21 213V212H20ZM134 213V212H133ZM40 214V213H39ZM45 214H47V212H45ZM44 214V215H45ZM59 214V213H58ZM66 214V213H65ZM69 214L70 215H72L71 214V211L68 213V216H69ZM96 214V213H95ZM118 214V213H117ZM124 214V213H123ZM36 215V214H35ZM43 215V214H42ZM42 215L41 216H39V217H42ZM48 215V214H47ZM46 215V216H47ZM74 215L76 216V214L74 213ZM77 215H79V214H77ZM125 215V214H124ZM49 216V215H48ZM119 216V215H118ZM153 216V215H152ZM156 216H159V215H156ZM30 217H32L33 218V216H30ZM36 216H34V218H35ZM126 217V216H125ZM133 217H135V215L133 216ZM141 217V216H140ZM38 218V217H37ZM57 218V217H56ZM72 218V217H71ZM39 219V218H38ZM59 219V218H58ZM58 219L56 220V221H58ZM73 219V218H72ZM71 219V221H73ZM97 219V218H96ZM95 219V220H96ZM127 220H128V218H126ZM131 219V218H130ZM25 220V219H24ZM31 220V219H30ZM34 220V219H33ZM49 220V219H48ZM50 220H51V223L54 221H52V219L50 218ZM60 220V219H59ZM75 220V219H74ZM77 218H76V222H77ZM80 220V219H79ZM123 220H124V218H123ZM137 220V219H136ZM55 221V222H56ZM68 221V220H67ZM66 221V222H67ZM128 221H130V220H128ZM140 221V220H139ZM30 222V221H29ZM38 222V221H37ZM59 222V221H58ZM57 222V223H58ZM62 221L60 220V222L59 223H61ZM66 222H64L63 224H66ZM136 222H138V221H136ZM23 223V222H22ZM33 223L34 224H36L35 223V221H33ZM56 223V224H57ZM58 223V224H59ZM75 223V222H74ZM95 223H97V220H96V222ZM126 223H127V221H126ZM139 223V222H138ZM259 223H261V222H259ZM30 224H32L31 222H30ZM55 224V223H54ZM99 224V223H98ZM130 224V223H129ZM135 224V223H134ZM262 224V223H261ZM13 225V224H12ZM42 225H44V224H42ZM67 226H70V225H68V224H66ZM120 225H121V223H120ZM36 226V225H35ZM55 226V225H54ZM122 226V225H121ZM33 227H34V225H33ZM73 227V226H72ZM74 227H75V225H74ZM77 227H78V225H77ZM98 227V226H97ZM94 228V227H92V228H94V229H96V231H97V229L98 228ZM112 227V226H111ZM136 227V226H135ZM24 228V227H23ZM36 228V227H35ZM41 228H42V226H41ZM44 228V227H43ZM42 228V229H43ZM119 228V227H118ZM123 228V227H122ZM121 228V229H122ZM58 229V228H57ZM70 229V227L68 228V230ZM75 229V231H76V227L74 228ZM112 229V228H111ZM120 229V228H119ZM129 229H134V228H132V227H129ZM18 231L20 230V228L18 227V229H17ZM36 230V229H35ZM45 229H43V231H44ZM67 230V229H66ZM65 230V232H60L61 234H56V236H55V234L54 235H52V237H51V235H50V239H53V240H51V241H55L56 240V238L58 239V240H60L61 239V237H59V235L61 236L62 234L64 235L65 234V237H68V235H69V232L71 233L72 231H70L69 230V232H68V234H66L67 233V231ZM93 230V229H92ZM128 230V229H127ZM188 230H189V228H188ZM187 230V231H188ZM194 230V229H193ZM193 230H191L190 232H192ZM257 230V229H256ZM262 230V229H261ZM24 232H25V230H23ZM31 231H32V229H31ZM34 231V230H33ZM38 231V230H37ZM40 231H41V229H40ZM61 231V230H60ZM81 231V230H80ZM89 231H91V230H89ZM95 230H93V231H91V233L92 232H94ZM115 231V230H114ZM20 232H22V230H20L19 231V236H18V234H17V236L15 237L16 239H15V242H14V244H16V246H17V241H19V244L20 243H22L23 242V239L22 238H20ZM30 232V231H29ZM36 232V231H35ZM35 232H33V233H35ZM56 232V231H55ZM100 232V231H99ZM23 233V232H22ZM26 233V232H25ZM41 233H42V231H41ZM40 233V234H41ZM47 233V232H46ZM91 233H89L88 232V234H91ZM95 233V232H94ZM98 233V232H97ZM108 233V232H107ZM123 234L125 233L124 231L122 232ZM196 233V232H195ZM43 234V233H42ZM74 234V233H73ZM73 234H71L72 235V241L74 240L75 241V239H73L75 236L73 235ZM75 234H76V232H75ZM78 234V233H77ZM109 234V233H108ZM126 234H130L129 232L128 233H126ZM191 234V233H190ZM22 236H26V234H21ZM58 235V236H57ZM67 235V236H66ZM70 235V236H71ZM131 235V234H130ZM129 235V236H130ZM32 236V235H31ZM41 236V235H40ZM55 237V239H54V237ZM69 236V237H70ZM74 236V237H73ZM78 236V235H77ZM83 236V235H82ZM99 236V233H98V235H96V238ZM132 236V235H131ZM10 237V236H9ZM18 237V238H17ZM42 237H45V235L43 236L42 235ZM48 237V236H47ZM62 237H64V236H62ZM68 237V238H69ZM81 237V236H80ZM83 237H86V236H83ZM90 237H92V235L90 236ZM89 237V238H90ZM95 237V236H94ZM101 237H102V235H101ZM27 238V237H26ZM25 238V240H26V242H27V239ZM37 238L38 239H41V238H39L38 236H37ZM60 238V239H59ZM76 238V237H75ZM79 238V237H78ZM77 238V239H78ZM99 238V237H98ZM195 238V237H194ZM264 238V237H263ZM36 239V238H35ZM34 239V240H35ZM37 239V240H38ZM49 239V240H50ZM85 239V241H87V239L86 238H84ZM84 239H80V240H84ZM92 239V238H91ZM196 239H197V237H196ZM17 240V241H16ZM22 240V241H21ZM29 240V239H28ZM31 240V239H30ZM33 240V239H32ZM33 240V241H34ZM42 240H43V243L44 242H46V241H44V238H42ZM62 240V239H61ZM60 240V241H61ZM64 240V241H63ZM62 241H63V243H58V245L59 244H65L66 242V239H63ZM71 239L69 238V241H70ZM93 240H94V238L91 240L92 242H93ZM98 240L99 239H97L96 241L94 240V242H96V243H98ZM12 241V240H11ZM21 241V242H20ZM48 241V240H47ZM51 241H49V242H51ZM61 241V242H62ZM68 241V239H67V243H70ZM116 241V240H115ZM25 242V241H24ZM23 242V243H24ZM25 242V243H26ZM31 242V241H30ZM29 242V243H30ZM42 242V241H41ZM77 242H78V240H77ZM92 242H88V243H92ZM11 243V242H10ZM23 244L25 247H26V244ZM40 243V242H39ZM37 244L36 246H39V247H41V243L40 244ZM71 243H73V242H71ZM70 243V244H71ZM81 242H79L78 244H80ZM9 244V243H8ZM93 244H95V243H92V245H88V246H93ZM10 245V244H9ZM9 245H8V247H9ZM29 246H27L28 248L30 247V249H31V246H30V244H28ZM43 245V244H42ZM54 245H57V242H56V244L54 243ZM53 245V247H55ZM57 245V247H59V249H61V248H63L64 246L62 245V247H61V245H59L58 246ZM82 245H87V243H84V244H80V247L82 246ZM11 246V245H10ZM13 246V245H12ZM15 246V245H14ZM45 246V245H44ZM70 246H73L74 247V243H73V245H70ZM95 246V245H94ZM94 246L93 247H91L90 249H88L90 252H92L93 254H96L97 255V260H94V261H96V262H93L94 264L96 263V264H106V261L104 260V258L103 257H100L98 254H100L99 252L98 253H96L97 251H95L96 249L99 251V249L97 248V246H99V244L96 246V248H94ZM100 246H101V244H100ZM109 246V245H108ZM203 246V245H202ZM21 247H22V249H23V246H22V244H21ZM25 247H24V250H25ZM38 247V249H41V248H39ZM50 247V246H49ZM75 247L77 248V245H75ZM83 247V246H82ZM120 247V246H119ZM9 248H11V247H9ZM16 248V247H15ZM14 248V249H15ZM20 248V247H19ZM64 248H66V247H64ZM63 248V249H64ZM83 248H86V246L85 247H83ZM88 248V247H87ZM87 248H86V250H87ZM94 248V250H92ZM30 249H26V250H30ZM36 250H37V248H35ZM43 250H44V248H42ZM41 249V250H42ZM53 249V248H52ZM58 249V250H59ZM62 249V250H63ZM69 249H71L70 247L67 249H64V250H66V251H68V252H70L69 254L70 255H72L74 252H72V251H70ZM80 249V248H79ZM11 250H13V249H11ZM50 250V249H49ZM56 250V249H55ZM57 250V252H56V254L58 255L59 254V251ZM62 250H60V251H62ZM64 250L62 251V252H64ZM74 250V249H73ZM76 250V249H75ZM78 250V249H77ZM81 250V249H80ZM83 250V249H82ZM81 250V251H82ZM92 250V251H91ZM2 251V250H1ZM9 252H10V250H8ZM64 252V253H67V255L65 256V255H63L64 253H62V255L60 256V257H62L63 256V258H64V256H65V258H70L69 256L70 255H68V252ZM83 251H85V250H83ZM118 250H117V248H116V252H117ZM15 253H16V249H15V251H14ZM39 252H40V250H39ZM38 251H37V254L39 253ZM51 252H53V251H51ZM133 252V251H132ZM13 253V252H12ZM30 253H31V250H30ZM42 253V252H41ZM46 252H44V253H42V254H45ZM55 253V252H54ZM79 253H81V252H79ZM85 253H88V252H85ZM91 253V254H92ZM118 253V252H117ZM129 253V252H128ZM205 253V252H204ZM2 254H5V252H2ZM10 254V253H9ZM31 254H33V253H31ZM30 254V256H32ZM40 254V253H39ZM41 254V255H42ZM75 254V253H74ZM73 254V256H76V255H74ZM84 254V253H83ZM92 254V255H93ZM262 254V253H261ZM13 255V254H12ZM20 255V254H19ZM50 255H51V253H50ZM55 255V254H54ZM60 255V254H59ZM102 255V254H101ZM118 255H121V254H119L118 253ZM200 255H202V254H200ZM204 255V254H203ZM263 255H264V252H263ZM262 255V256H263ZM28 256H29V254H28ZM38 256H40V255H38ZM73 256H71V260H72V258H73V260H74V257ZM87 257H89V254L88 255H86ZM93 256V257H94ZM99 256V257H98ZM116 256V255H115ZM206 256V255H205ZM10 257H12V256H10ZM14 257V256H13ZM24 257V256H23ZM25 257H26V255H25ZM45 257V256H44ZM56 257V256H55ZM54 257V258H55ZM78 256H76L75 257V259L76 260H78L77 261V263H79V264H81V262H83V261H81V260H87L88 261V259H90V257L89 258H87V259H83V257H81V259H80V257L79 258H77ZM92 257V256H91ZM111 257V256H110ZM197 257H199L198 258V260H197V258H195L194 259V257H193V262L192 263H196V262H194V261H197V262H199V264H201L200 262H202V261H200L199 259H201L200 257L201 256H197ZM36 258H38V257H36ZM50 258H52V257H50ZM63 258H62V260H63ZM64 258V259H65ZM95 258V259H96ZM119 258H120V256H119ZM122 258L123 257H121V260H122ZM125 258V257H124ZM123 258V259H124ZM183 258H184V256H183ZM188 258H189V256H188ZM202 258H203V256H202ZM16 259H17V256H16ZM26 259V261H28L27 259H29L28 257L27 258H25ZM40 259H43V258H41L40 257ZM39 259V260H40ZM93 259V258H92ZM108 259V258H107ZM189 259H191V258H189ZM21 260V259H20ZM19 260V258H18V260H15V261H17V262H19L20 261ZM38 260V261H39ZM53 260H55V259H53ZM70 260V261H71ZM72 260V261H73ZM76 260H74V262L76 261ZM125 261H126V259H124ZM185 260V259H184ZM186 260H188V259H186ZM185 260V261H186ZM192 260V259H191ZM264 260V259H263ZM2 261V260H1ZM13 261V260H12ZM44 261V260H43ZM49 261V260H48ZM70 261H67V262H70ZM86 261V262H87ZM93 261V260H92ZM92 261H90L89 263H91ZM120 261V260H119ZM119 261H118V263H119ZM40 262H42V261H40ZM39 262V263H40ZM50 262H51V260H50ZM86 262H84V263H86ZM127 262V261H126ZM126 262H123L124 264H126ZM188 262H190L191 263V261H189L188 260ZM30 263V262H29ZM71 263V262H70ZM73 263V262H72ZM88 263V262H87ZM93 263H91V264H93ZM116 263H117V261H116ZM133 263H137V262H132V264ZM203 263V262H202ZM11 264H12V262H11ZM17 264H19V263H17ZM24 264V263H23ZM34 264V263H33ZM38 264V263H37ZM43 264V263H42ZM48 264H50L49 262H48ZM55 264V263H54ZM63 264H65V263H63ZM67 264H69V263H67ZM74 264H76V263H74ZM128 264H131L130 262H128ZM207 264V263H206Z\"/></svg>","mask_w":264,"mask_h":264}]
</instances>
